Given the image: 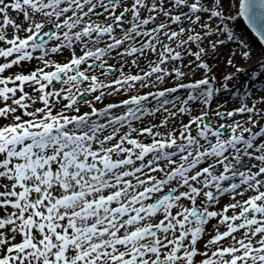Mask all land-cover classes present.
Here are the masks:
<instances>
[{
    "label": "snow or ice",
    "instance_id": "snow-or-ice-1",
    "mask_svg": "<svg viewBox=\"0 0 264 264\" xmlns=\"http://www.w3.org/2000/svg\"><path fill=\"white\" fill-rule=\"evenodd\" d=\"M237 17L264 45V0H0V264H264Z\"/></svg>",
    "mask_w": 264,
    "mask_h": 264
},
{
    "label": "rangeland",
    "instance_id": "rangeland-1",
    "mask_svg": "<svg viewBox=\"0 0 264 264\" xmlns=\"http://www.w3.org/2000/svg\"><path fill=\"white\" fill-rule=\"evenodd\" d=\"M234 14L235 13H233V15ZM237 20H238V17L235 20L228 21L232 31L234 33H236L238 35V37L243 38L246 42H248L251 45V47L254 49V51L257 52L256 55L264 53V50H263L262 47L254 45V43L256 42L257 39L254 36H252V34L250 32L246 31V29H244V28H236ZM229 47L232 50H235L236 49V42H231ZM225 50H226V53L221 55V57H220L221 61H223L228 55V49H225ZM209 63L212 64V65H215L217 63V61L210 60ZM223 71H231V69H225L223 67V64H221L220 69L217 71V76H220ZM249 83L251 84L252 88H254V89H257V90L264 89V80H258V81L254 82V83L250 81ZM181 93L184 94L183 92H181ZM238 99H239V97L236 96V95H233V96L221 95V96H218V97L214 98V100L216 102H219V103H222L225 100L226 101H232L231 103H235V102L237 103ZM216 102H214L212 104L213 108L216 107Z\"/></svg>",
    "mask_w": 264,
    "mask_h": 264
},
{
    "label": "water",
    "instance_id": "water-1",
    "mask_svg": "<svg viewBox=\"0 0 264 264\" xmlns=\"http://www.w3.org/2000/svg\"><path fill=\"white\" fill-rule=\"evenodd\" d=\"M242 18H243V17H242ZM243 20H244V18H243ZM244 22H246V21L244 20ZM244 22H242V19H241L240 17H238L236 28H244V27H243V26H244ZM245 24L247 25L248 30L252 31V32L254 33V35L257 36L256 33L253 31V29L249 26V24H248L247 22H246ZM257 37H258V36H257ZM258 39H259V38H258ZM254 45H255V46H259V47H261V46H260V43L258 42V40H256V42L254 43ZM263 46H264V45H263ZM57 87H58V86H57Z\"/></svg>",
    "mask_w": 264,
    "mask_h": 264
},
{
    "label": "bare ground",
    "instance_id": "bare-ground-1",
    "mask_svg": "<svg viewBox=\"0 0 264 264\" xmlns=\"http://www.w3.org/2000/svg\"><path fill=\"white\" fill-rule=\"evenodd\" d=\"M225 53H226V50L223 52V54H225ZM223 54H222V55H223ZM256 54H257V52L254 51V55H256ZM180 95L183 96L184 94L180 93ZM224 102H226V100L223 101L222 103H224ZM231 102H232V101H231ZM232 104L234 105V104H236V102H235V103H232Z\"/></svg>",
    "mask_w": 264,
    "mask_h": 264
}]
</instances>
